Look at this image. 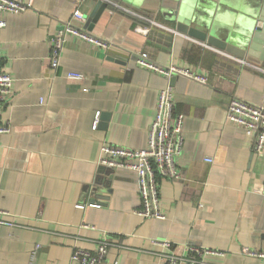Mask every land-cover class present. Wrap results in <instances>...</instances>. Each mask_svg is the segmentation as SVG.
Here are the masks:
<instances>
[{"label": "crops", "instance_id": "0c3cea01", "mask_svg": "<svg viewBox=\"0 0 264 264\" xmlns=\"http://www.w3.org/2000/svg\"><path fill=\"white\" fill-rule=\"evenodd\" d=\"M113 1L134 13L105 3L96 18L99 0H24L28 10L4 15L3 69L14 92L0 106V126L9 127L0 136V210L7 212L0 217V264H73L76 250L95 253L105 238L114 245L103 264H163L151 242L157 238L178 254L188 255L190 247L222 252L201 264H264L244 252L264 251V150L255 152L254 135L226 117L234 97L262 104L264 68L138 16L176 31L184 17L243 47L246 22L263 0ZM77 9L87 31L119 49L69 36L53 68V39ZM142 53L160 66H191L209 81L167 79L137 63ZM167 86L175 112L185 116L184 145L181 179L161 180L166 218L157 220L136 212V174L103 166L100 158L105 145L147 147Z\"/></svg>", "mask_w": 264, "mask_h": 264}, {"label": "built area", "instance_id": "2783aa9c", "mask_svg": "<svg viewBox=\"0 0 264 264\" xmlns=\"http://www.w3.org/2000/svg\"><path fill=\"white\" fill-rule=\"evenodd\" d=\"M75 1L83 2L85 0ZM99 1L134 13L113 0ZM29 6L24 3V0H0V106L9 102L14 92L13 78L3 69L1 31L6 26L4 15L24 12L29 9ZM138 16L144 19L147 24L152 27H160L198 42L197 40L179 33L178 31L165 26L154 19L141 15ZM85 20L86 19L84 18L83 13L77 9L74 11L72 18L65 22L63 28L58 31L56 37L53 39L51 54V65L53 68H56L59 65L62 49L69 36L82 39L99 49L109 51L119 49L116 45L87 31L83 27ZM149 29V26H137V30L147 32ZM204 45L208 47V45ZM218 52L225 54L242 64L250 65L247 60H244V58L241 59L221 51ZM137 63L140 66L147 68L156 74L162 75L167 79L175 76H184L201 84H207L209 81L208 76L198 72L197 69L192 68L191 66H160L152 62V60L145 53H142L137 57ZM68 78L80 80L83 78V75L78 73H69ZM175 105L176 101L173 88L171 86H167L159 93L156 105V114L154 121L149 128L148 145L145 149L137 150L109 145H105L101 149V165L113 170H130L136 174L138 189L141 196V208L136 212L139 216L144 218L157 220H164L166 218L161 210V180L181 179L177 159L181 155L184 145L185 116L184 114L175 112ZM226 117L229 123L242 126L249 134L254 135L255 152L260 153L264 150V93L262 104L252 103L237 97L232 98L226 109ZM96 125L97 122L94 124L95 128ZM7 132H9V127L0 126V136ZM89 205L96 206L98 203L93 201ZM79 206L81 208L84 207L83 205ZM6 215L7 212L0 210V217ZM3 222L4 220L0 218V224ZM151 242L160 247V251L156 254L163 261V264H201L203 257L207 255H222V252L217 250H209L198 247H190L189 254L183 255L178 254L173 249V244L167 239L157 238L151 240ZM113 245L114 243L110 239L105 238L99 241L95 253L86 250H76L71 257V261L73 264H103L108 254L109 247ZM244 252L250 256L259 257L264 261V251H256L245 248Z\"/></svg>", "mask_w": 264, "mask_h": 264}, {"label": "water", "instance_id": "95a60500", "mask_svg": "<svg viewBox=\"0 0 264 264\" xmlns=\"http://www.w3.org/2000/svg\"><path fill=\"white\" fill-rule=\"evenodd\" d=\"M181 3L182 0H179V6H181ZM99 4L101 8L98 9L96 18L99 16V13L102 11V9L106 7V4L103 2ZM246 23L248 25L247 37H245V43L242 45L243 47H237L233 43V40H230L231 42L229 43L228 41L216 37L215 29H209L208 25L202 28H197L196 26L190 24L189 20L185 19L184 17H181L180 19L178 18L177 31L197 40L200 43L217 49L218 51L241 59L246 58L252 65L264 68V0L258 14L256 15L255 12L254 16L251 17V20Z\"/></svg>", "mask_w": 264, "mask_h": 264}]
</instances>
